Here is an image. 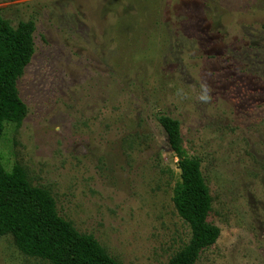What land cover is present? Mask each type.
<instances>
[{
    "label": "rangeland",
    "instance_id": "rangeland-1",
    "mask_svg": "<svg viewBox=\"0 0 264 264\" xmlns=\"http://www.w3.org/2000/svg\"><path fill=\"white\" fill-rule=\"evenodd\" d=\"M35 21L5 122L4 168L22 165L58 213L123 264H168L190 239L177 158L157 122L180 123L212 196L215 243L194 264H264V1L0 0ZM0 264H51L0 237Z\"/></svg>",
    "mask_w": 264,
    "mask_h": 264
},
{
    "label": "trees",
    "instance_id": "trees-1",
    "mask_svg": "<svg viewBox=\"0 0 264 264\" xmlns=\"http://www.w3.org/2000/svg\"><path fill=\"white\" fill-rule=\"evenodd\" d=\"M34 31V19L18 20L13 25L0 9V137L5 122L18 125L27 114L17 83L35 51ZM157 122L180 171L172 201L191 231L188 242L170 257L168 264H194L220 233L218 226L207 221L212 196L200 159L189 155L183 146L179 121L162 113L157 115ZM5 235L12 237L23 254L51 264H123L92 234L79 232L64 219L50 191L32 184L22 165L14 164L6 170L0 155V237Z\"/></svg>",
    "mask_w": 264,
    "mask_h": 264
}]
</instances>
